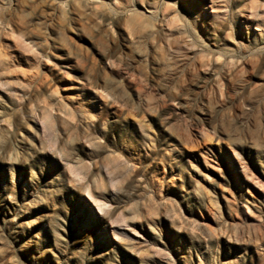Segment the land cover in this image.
<instances>
[{
  "label": "rangeland",
  "instance_id": "374dc122",
  "mask_svg": "<svg viewBox=\"0 0 264 264\" xmlns=\"http://www.w3.org/2000/svg\"><path fill=\"white\" fill-rule=\"evenodd\" d=\"M0 264H264V0H0Z\"/></svg>",
  "mask_w": 264,
  "mask_h": 264
},
{
  "label": "bare ground",
  "instance_id": "6f19581e",
  "mask_svg": "<svg viewBox=\"0 0 264 264\" xmlns=\"http://www.w3.org/2000/svg\"><path fill=\"white\" fill-rule=\"evenodd\" d=\"M44 110V109H43Z\"/></svg>",
  "mask_w": 264,
  "mask_h": 264
}]
</instances>
